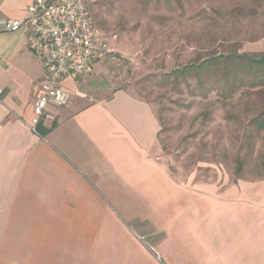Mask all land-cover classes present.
<instances>
[{"label":"crops","instance_id":"crops-1","mask_svg":"<svg viewBox=\"0 0 264 264\" xmlns=\"http://www.w3.org/2000/svg\"><path fill=\"white\" fill-rule=\"evenodd\" d=\"M32 0H0L1 19ZM24 31L0 34V264H264V180L181 197L157 149L159 121L104 67L68 79L67 107L27 126L42 76ZM175 196V202H178ZM177 204V203H176Z\"/></svg>","mask_w":264,"mask_h":264},{"label":"rangeland","instance_id":"rangeland-1","mask_svg":"<svg viewBox=\"0 0 264 264\" xmlns=\"http://www.w3.org/2000/svg\"><path fill=\"white\" fill-rule=\"evenodd\" d=\"M86 5L98 35L119 57L103 62L113 86L147 103L159 121L158 154L177 185L163 197L159 223L168 226L164 217L183 209L181 197L217 194L235 180H264V129L254 123L263 113L264 88H241L223 99L200 77L180 74L219 55L263 52L264 0Z\"/></svg>","mask_w":264,"mask_h":264},{"label":"built area","instance_id":"built-area-1","mask_svg":"<svg viewBox=\"0 0 264 264\" xmlns=\"http://www.w3.org/2000/svg\"><path fill=\"white\" fill-rule=\"evenodd\" d=\"M18 31L26 33L27 47L42 68V76L34 86L33 115L27 124L35 134L47 106L69 105L71 93L61 86L63 80L75 82L95 63L113 64L119 60L98 35L86 0H32L25 17L0 20V34Z\"/></svg>","mask_w":264,"mask_h":264},{"label":"trees","instance_id":"trees-1","mask_svg":"<svg viewBox=\"0 0 264 264\" xmlns=\"http://www.w3.org/2000/svg\"><path fill=\"white\" fill-rule=\"evenodd\" d=\"M185 73L200 77V85H206L209 93L217 91L221 98L229 99L241 88H264V51L259 54L219 55L197 66L185 67L180 74ZM254 123L257 130L264 129V109ZM44 132L38 125L37 133L43 135Z\"/></svg>","mask_w":264,"mask_h":264}]
</instances>
